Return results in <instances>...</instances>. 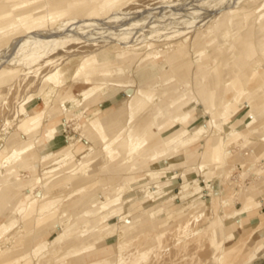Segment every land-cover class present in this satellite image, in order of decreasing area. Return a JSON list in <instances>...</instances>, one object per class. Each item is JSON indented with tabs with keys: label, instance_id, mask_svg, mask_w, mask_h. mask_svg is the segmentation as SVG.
I'll use <instances>...</instances> for the list:
<instances>
[{
	"label": "rangeland",
	"instance_id": "374dc122",
	"mask_svg": "<svg viewBox=\"0 0 264 264\" xmlns=\"http://www.w3.org/2000/svg\"><path fill=\"white\" fill-rule=\"evenodd\" d=\"M37 1L55 17L18 24L0 45V70L16 72L0 86V250L17 234L32 264H96L107 247V264H222L223 249L241 240L232 264H264V227L253 230L264 222V148L253 144L264 133L255 125L264 121V0ZM141 91L153 99L133 120ZM245 107L249 121L233 129L241 139L228 145ZM34 111L40 123L27 137L19 126ZM111 111L107 136L101 117ZM92 122L99 129L88 133ZM217 144L239 159L216 169ZM41 161L72 170L44 185ZM79 177L86 182L74 186ZM45 202L55 213L42 227ZM210 202L207 216L179 229Z\"/></svg>",
	"mask_w": 264,
	"mask_h": 264
},
{
	"label": "bare ground",
	"instance_id": "6f19581e",
	"mask_svg": "<svg viewBox=\"0 0 264 264\" xmlns=\"http://www.w3.org/2000/svg\"><path fill=\"white\" fill-rule=\"evenodd\" d=\"M9 1H12V0H0V4H5V3H8ZM17 1H18L17 3L12 4L10 6L11 10H7V8L0 9V45L3 44L10 36L16 35V33H17L16 27L18 24H22L23 26L28 28L31 25L43 24L44 22H46L50 18L55 17V16H52L51 14H41L40 12L42 11V9H44L45 4H40L37 0H17ZM83 2H84V0H53L52 5H53V7H59L62 5H66V6L68 5L71 7L74 5H79ZM39 35H41V33ZM10 67L11 66H9L7 68H3L0 70V86L12 81V78L16 72H15V70L11 69ZM141 94H142L143 98L138 97V95H134L130 101L129 110H130L131 117L133 120L137 119L138 117H140L141 115H143L145 113V111L149 107V103H151V101L153 99L152 98L153 96L151 95V93L149 91L148 92L147 91H141ZM245 109H246V107H245ZM41 114H42L41 111H39V112L34 111V113H32L31 115H29L27 117L24 116L25 114L22 115V116H24L23 117L24 119L22 120L19 128L25 133V135L27 137L32 135V133H31L32 129L38 127V125L40 123L39 119L41 117ZM247 114H248V110L246 109L242 114L238 115V117L237 116L233 117V122H232V126H231L232 128H230V129H232V131L230 130V132L227 133V135H226L228 140H229L227 143L228 145H230L231 143H235L239 139H241V129H240V132H234L233 129H234V126L237 125L238 119L244 121V124L242 125V127H244L246 125L247 121H249L247 119ZM115 117H116V114L114 113V111L108 112L107 114H105L101 117V126H103L107 136L110 135V132L112 129V127H110V126H111V123ZM262 117H263V115L258 116L257 121H260V119H262ZM29 124H31L32 127L29 126ZM255 125L262 128V127H264V121L261 124H255ZM94 128L99 129V125L97 122H92V125L90 124L88 133L94 132V130H93ZM87 137H89L90 139L92 138L89 135H87ZM258 138H259L258 142L253 143V144L254 145L256 144L258 146V148L260 147L262 149V148H264V133L259 135ZM250 144H251V142L246 146L252 147L253 145H250ZM187 145L188 144L185 143V144H181V145L176 146L174 148V153H176V155H177V153H179L181 151V149L187 147ZM229 151L231 152V150H229ZM229 151H227V152H229ZM232 157H233L232 152H231V154L224 155L223 147L221 145L217 144L211 150L209 162L214 163L216 165H219L216 167V169H220L221 165H223L224 160L234 162V161H237V159H239L238 157H236L233 160H231ZM256 158H257L256 150L255 149L250 150L247 154V157L242 160V163H246L247 161H250V160L254 161V159H256ZM36 170L44 171V174H43L42 178L40 179L41 184L48 185L49 183H53V182L58 181V180L60 181V179L62 180V178L67 176L69 174V172L72 170V164L68 163V164L61 165V163H60V165H52V162H50V161H47V162L41 161L39 167H36ZM108 171H109V169H108ZM34 175H35V173H34ZM86 180H87L86 177H79L76 181L73 182L74 186L80 185L83 182H86ZM64 182L65 181H61L58 184H56L55 187L52 188V190L47 192L46 196L48 197L49 195H51L52 194L51 192L54 191L57 186L62 185ZM22 184H23V186H29L30 185V183H22ZM37 198L39 200L43 201L45 197H40V198L37 197ZM253 198H254V196L245 195L243 199L246 201L247 200L252 201ZM210 203H211V206H209L205 211H203L199 214H194L193 212H191V215L188 217L186 215V217L184 219H182L180 222H178L179 229L181 227H184L185 229H192V228H189L192 225V222H198L200 219H203L205 216H207L209 214L208 211L212 208V205L214 204V202H210ZM232 211H233V206H232ZM81 212H82V210H81ZM54 213H55V205L53 204V202H45V204L42 206V208L38 212L37 220L39 222V225H42V227H45V226H50V224H51V226H52L53 224L51 221V216ZM253 227H254L253 230L255 232L257 229L264 227V222L260 221L256 225H254ZM187 231H189V230H187ZM194 231L198 232V233L200 232V230H197V229H194ZM216 235H218L217 231L215 232V234L213 236V244H214L216 249H219L223 243H222L221 239L219 241H217ZM219 235H220V233H219ZM200 237L201 236H199V238ZM20 242H21V240L19 239L17 234H14L12 237H8L7 249L5 248V250H0V264H5L12 259L18 260L20 264H32L33 261H32L31 256L33 255V248L31 246H25L24 245L23 248L27 250L28 254H26V256H21L22 251L18 250ZM55 243H57V241ZM242 249H243V242H241V240H237L235 242V244H233L232 246L224 248L222 251V255H221L223 257L222 264H232L241 255ZM110 250H111V248L107 247V248H104V249H101L100 251H98V253L100 255V260L96 261V264H107L109 261H112L113 255L112 256L111 255L110 256H103L102 255V253H105V252L110 251ZM149 250H152V249H149ZM159 257H161V256H159Z\"/></svg>",
	"mask_w": 264,
	"mask_h": 264
},
{
	"label": "crops",
	"instance_id": "0c3cea01",
	"mask_svg": "<svg viewBox=\"0 0 264 264\" xmlns=\"http://www.w3.org/2000/svg\"><path fill=\"white\" fill-rule=\"evenodd\" d=\"M149 174V173H148ZM154 176H156V175H152V174H149V175H147L146 176V182L147 183H151V182H154V180H153V178H154ZM156 178V177H155ZM246 256V255H245Z\"/></svg>",
	"mask_w": 264,
	"mask_h": 264
}]
</instances>
